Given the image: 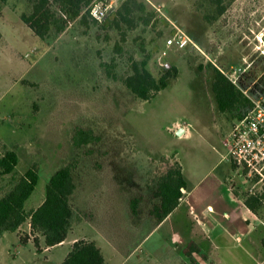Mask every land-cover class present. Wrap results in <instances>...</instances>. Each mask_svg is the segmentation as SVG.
Segmentation results:
<instances>
[{"label": "rangeland", "instance_id": "374dc122", "mask_svg": "<svg viewBox=\"0 0 264 264\" xmlns=\"http://www.w3.org/2000/svg\"><path fill=\"white\" fill-rule=\"evenodd\" d=\"M124 1L102 23L76 21L47 40L21 21L30 0L0 2V154L4 147L18 154L17 178L30 169L39 173L28 211L43 203L51 177L71 166L72 205L81 216L65 242L50 249L41 236L36 247L29 222L4 234L0 264H61L83 239L101 247L107 264H264V206L256 215L247 210L242 200L251 186L223 160V140L246 108L219 113L211 89L214 66L246 97H264V0H226V13L210 22L207 0H139L155 12L154 25H123L121 42L111 21ZM176 28L193 42L186 49H166ZM130 57H149L147 68L158 80L166 66L177 74L154 99L141 101L101 67L114 64L113 72L126 77ZM78 128L92 130L99 142L75 146ZM179 163L188 200L163 227L154 229L149 205L133 221L129 197L150 196L158 178ZM10 180L0 177V196ZM189 242L207 260L184 256Z\"/></svg>", "mask_w": 264, "mask_h": 264}, {"label": "trees", "instance_id": "16d2710c", "mask_svg": "<svg viewBox=\"0 0 264 264\" xmlns=\"http://www.w3.org/2000/svg\"><path fill=\"white\" fill-rule=\"evenodd\" d=\"M9 0H0L5 4ZM95 0H30L31 11L21 15V21L41 40L51 37L58 38L64 34L76 21L87 24L91 19L94 24H100L89 15V8ZM213 14L205 15L206 21L216 20L227 11L226 0H207ZM155 12L148 9L139 0H125L115 11L111 25L120 31L121 42L126 41L123 25L128 29H135L139 25L150 26ZM144 49V48H143ZM116 51H121L120 44ZM130 59V73L119 78L114 72V64L102 63L106 74L124 86L139 100L150 101L161 91L168 88V81L177 74L175 68L164 67V75L159 80L148 70L149 57L138 61ZM213 68L211 89L217 109L221 114H237L240 120L251 108V102L223 72ZM236 120V121H237ZM100 140L92 130L78 128L75 130L73 142L77 147L98 143ZM19 164L18 154L4 147L0 154V177L10 176V188L0 196V238L6 233L17 232L25 223L29 222L34 244L39 247L37 236L44 239L47 248L61 245L67 239L73 225L81 221V216L72 205V198L77 190L73 168L66 166L58 170L50 179L46 187L43 203L36 209L28 211L26 203L32 197L39 183V173L36 169L28 170L17 178L16 169ZM232 168L234 166L230 165ZM188 183L184 176L182 165L170 168L160 176L155 183L150 196L141 192L131 195L128 199L127 210L133 221L149 205L148 216L154 229L163 223L185 200ZM244 205L252 213H256L264 206V190L248 196ZM183 254L194 262L195 255L206 259L203 250L195 242H190ZM61 264H107L103 251L95 242L77 240L71 252Z\"/></svg>", "mask_w": 264, "mask_h": 264}, {"label": "built area", "instance_id": "2783aa9c", "mask_svg": "<svg viewBox=\"0 0 264 264\" xmlns=\"http://www.w3.org/2000/svg\"><path fill=\"white\" fill-rule=\"evenodd\" d=\"M116 3L117 0H95L89 8V15L102 23L116 9ZM152 5L155 11L162 12V6ZM176 30L175 35L167 40L166 49H186L193 43L178 28ZM163 55H167L166 50ZM247 98L251 108L243 118L235 122L224 138L223 145L227 154L223 160L245 177L251 186L249 193L254 195L264 190V97L257 100Z\"/></svg>", "mask_w": 264, "mask_h": 264}, {"label": "crops", "instance_id": "0c3cea01", "mask_svg": "<svg viewBox=\"0 0 264 264\" xmlns=\"http://www.w3.org/2000/svg\"><path fill=\"white\" fill-rule=\"evenodd\" d=\"M224 163H226V165L228 166V168H231V166H230L229 163H227V162H225V161H224ZM181 165H182V164H181ZM229 166H230V167H229ZM182 167H183V166H182ZM183 171H184V169H183ZM184 176H185V172H184ZM185 179H186V176H185ZM186 181H187V183H188V188H189V182H188L187 179H186ZM187 190H188V189H187ZM192 192H193V191H192ZM190 195H191V194H190ZM190 195H187V194H186V198H185V200L179 205V207L182 206V205H184V203L188 200V198L190 197ZM242 203H243V200H242ZM243 205H244V203H243ZM244 206H245V205H244ZM179 207H178V208H179ZM245 207H246V206H245ZM178 208H177V209H178ZM177 209H176V210H177ZM176 210H175V211H176ZM247 210H248V209H247ZM175 211H174V212H175ZM248 211H249L250 213H252L250 210H248ZM174 212H173V213H174ZM173 213H172V214H171V215H170V216H169V217H168L163 223H161V224H160L158 227H156L155 229H157V228H159V227H163V225L166 224V222L168 221V219H170V217L173 215ZM252 214H254V213H252ZM255 215H256V214H255ZM76 241H77V240H76ZM189 243H190V242H189ZM62 244H63V243H62ZM62 244H61V245H62ZM197 245H198V244H197ZM198 246H199V245H198ZM49 249H50V248H49ZM184 256H185V255H184ZM105 260H106V259H105ZM204 260H207V259H204Z\"/></svg>", "mask_w": 264, "mask_h": 264}, {"label": "water", "instance_id": "95a60500", "mask_svg": "<svg viewBox=\"0 0 264 264\" xmlns=\"http://www.w3.org/2000/svg\"><path fill=\"white\" fill-rule=\"evenodd\" d=\"M184 129L179 130L178 135H181Z\"/></svg>", "mask_w": 264, "mask_h": 264}]
</instances>
